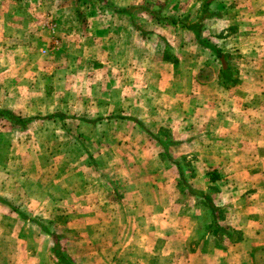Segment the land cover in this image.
<instances>
[{
  "label": "rangeland",
  "instance_id": "1",
  "mask_svg": "<svg viewBox=\"0 0 264 264\" xmlns=\"http://www.w3.org/2000/svg\"><path fill=\"white\" fill-rule=\"evenodd\" d=\"M205 1L0 0V111L34 119L0 118V264H36L49 248L64 264L45 230L71 264H195L222 220L188 186L220 199L234 175L213 161H230L217 153L235 145L229 116L250 119L249 143L264 137V0H214L203 20ZM205 45L232 54L234 85ZM156 138L172 140L184 179Z\"/></svg>",
  "mask_w": 264,
  "mask_h": 264
},
{
  "label": "crops",
  "instance_id": "2",
  "mask_svg": "<svg viewBox=\"0 0 264 264\" xmlns=\"http://www.w3.org/2000/svg\"><path fill=\"white\" fill-rule=\"evenodd\" d=\"M2 21L3 19L0 20L1 25L5 24ZM234 118L228 117L229 121L236 124L230 130L233 132L232 138L235 145H230L227 154H224L223 150L217 151L220 156L221 153L225 157L231 156L230 161L229 159L227 161L213 160L215 168L220 173L228 170L234 175L230 174L227 180L221 184L217 183L222 189V194L215 204L227 209L221 224L240 231L243 238L236 243L225 242L221 249L217 247L213 237L202 233V241L196 252L191 254L195 264H264V137L259 131L256 141L249 143L247 135L252 133L248 129L250 119L236 116ZM237 180H240L242 184L233 186L235 181L238 182ZM243 187H247L248 191L252 189L253 195L249 201L245 197L246 192L242 189ZM250 204L251 207H249ZM130 235H137V233L133 230ZM131 240L134 244V237ZM106 248H109L108 244ZM50 253L49 248L47 254L43 255L44 261L40 258L41 260L36 264H55ZM107 260L106 264H111L110 259ZM125 261L126 259H122V264Z\"/></svg>",
  "mask_w": 264,
  "mask_h": 264
},
{
  "label": "trees",
  "instance_id": "3",
  "mask_svg": "<svg viewBox=\"0 0 264 264\" xmlns=\"http://www.w3.org/2000/svg\"><path fill=\"white\" fill-rule=\"evenodd\" d=\"M214 0H206L203 4V8H202V13H203V20H208L214 17V14L211 13L210 11V6L213 3ZM149 12L151 15H153L156 19L161 20L164 23H167L168 25L171 26H177L178 24H181L183 27H185L186 29H188L189 31H191L193 34H195L198 38H200L201 36V30H202V26L198 25V24H188L185 21L179 22L176 18H161L159 16L158 12L155 11H147ZM207 48H209L214 55L216 56L217 60L220 62L222 70H221V81L222 83H224V85H234L235 81L234 79L231 77V67L229 65V61L233 58L231 53H225L223 52L221 49H218L216 47L213 46H209V45H205ZM165 59H169L167 56H165ZM8 118L10 120V122H12L14 125H18L21 124L23 126L27 125L30 121L34 120V119H23L20 116H17L16 114L9 112V111H0V118ZM63 119L64 117L60 114H55V115H51L48 117V119ZM36 119V118H35ZM131 121H133L135 124H137L141 129H143L144 131H146L147 133L149 132L147 130V128L145 127V125L139 121L138 119L135 118H130ZM22 126V127H23ZM161 131H165V130H161ZM150 133V132H149ZM148 133V134H149ZM151 135V134H150ZM158 143L162 146V148L164 149L163 154L161 155V157L163 159H167L168 161H170L171 163H174L177 168L178 171L180 173L181 179H184V173H183V169H182V165L180 164V162L178 161H174L173 158L169 155L168 153V148L169 145H173V142H163L161 139H157ZM171 143V144H170ZM209 180L211 183H215L219 180L220 176L217 174V172H209L208 174ZM189 188V193L192 196L195 197H199L202 198L205 203L207 204V207L209 208V210L211 211L213 217L217 214V217L221 220L224 219V216H219V214L221 215V213H223V209L221 207H218L215 204V200L212 199L210 194H207L203 191L200 190H195L194 188H191L190 186H188ZM218 192V191H217ZM1 203L6 204L3 200H0ZM15 213H17L20 217H22L23 219L27 220L28 218L22 214L18 209L14 208L13 206H11L10 204H7ZM218 218L215 217V220L218 221ZM29 220V219H28ZM37 225H39L41 228H44L43 226H41L40 224H38L37 222H35ZM45 232L47 234H49L54 241V255L61 260L62 263L64 264H71L68 259L66 258V256L64 254H62L61 252V244H60V240L63 238L60 235L57 234H53L47 230H45ZM208 234L212 235L218 244H221L223 242L224 238H228L231 240V242L236 243L238 241H240L242 239V234L240 232H237L233 229H229L227 227H224L218 223H215L211 228L208 229ZM236 234L238 237L236 239L233 238V235Z\"/></svg>",
  "mask_w": 264,
  "mask_h": 264
}]
</instances>
